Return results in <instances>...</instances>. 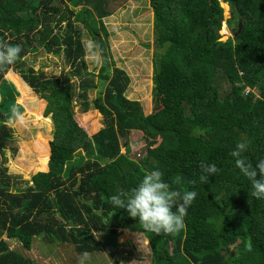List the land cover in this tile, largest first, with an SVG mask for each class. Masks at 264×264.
<instances>
[{
    "label": "trees",
    "instance_id": "obj_1",
    "mask_svg": "<svg viewBox=\"0 0 264 264\" xmlns=\"http://www.w3.org/2000/svg\"><path fill=\"white\" fill-rule=\"evenodd\" d=\"M109 3L0 0V41L22 48L14 64H0V85L9 71L19 73L47 100L45 113L53 115L57 127L48 173L40 175L38 185L12 192L5 151L14 141L5 123L23 106L17 90L0 87V264L32 262L23 249L7 244L4 230L26 250L38 237L69 243L83 256L102 251L112 243L109 230L117 233L122 227L149 237L150 264H264V199L251 196V182L230 155L245 142L248 163L264 158V0H151L156 51L150 115L142 101L128 98L130 77L115 66L104 22L112 14ZM222 3L230 6L234 33L226 41L219 33L225 20ZM84 30L103 55L97 75L85 64ZM40 48L63 54L70 72L48 78L28 66L25 58ZM97 76L104 91L93 103L103 127L90 134L71 109V79L78 78L76 100L87 110ZM133 130L146 141L138 160L121 141ZM81 151L88 159L82 164V155H76ZM202 163H214L219 171L201 179L208 175ZM153 169L164 173L173 190L197 192L178 233L147 232L110 202Z\"/></svg>",
    "mask_w": 264,
    "mask_h": 264
},
{
    "label": "rangeland",
    "instance_id": "obj_2",
    "mask_svg": "<svg viewBox=\"0 0 264 264\" xmlns=\"http://www.w3.org/2000/svg\"><path fill=\"white\" fill-rule=\"evenodd\" d=\"M224 4L222 3L225 20L219 32L222 41L234 36L228 23L231 18L230 6L227 4L225 7ZM109 7L112 14L106 17L104 22L111 33L110 49L115 66L123 69L130 77L128 98L142 101L145 114L150 115L154 108L153 77L156 51L154 10L151 0H110ZM83 45L86 67L88 71H94L97 75L103 65V55L86 30L83 34ZM25 59L28 66L33 67L38 73H44L48 78L70 72V64L63 54L48 53L44 48H40L36 54H29ZM71 83L76 92L71 101L75 118L90 134H95L103 127V115L94 108L93 100L100 92L103 93L104 84L98 76L95 77L97 87L88 92L90 108L83 110L81 101L76 100L80 92L78 78H72ZM5 86L20 93L17 96V103L23 106L21 112H16L22 119L11 117L5 123L12 129L14 141L12 146L17 149L16 152L11 151L12 146H9L5 151V157L8 158L6 163L8 174L15 185L12 192H17L38 185L40 175L48 173L51 142L56 138L57 127L53 115L45 113L47 100L26 84L19 73L9 71L6 81L0 85L1 88ZM121 141L123 146L125 142L129 143L130 157L138 160L145 154L146 141L141 131L133 130L125 137H121ZM45 142L48 146L47 157L46 151L41 150ZM125 151L123 147L122 152ZM81 152L76 155H82L83 160H80L81 158L78 160V163L82 164L88 159L84 158V152ZM45 157L47 165L41 170L39 165ZM99 161L104 164L106 160ZM47 183L48 181L45 184ZM108 238L112 243H108L102 251L82 256L69 243L49 242L38 237L34 238L31 249L26 250L19 239L9 238L7 231L3 234V239L12 249L19 251L23 249L25 255L32 261L30 264H150L152 245L143 230L137 232L122 227L118 228L117 233L109 230Z\"/></svg>",
    "mask_w": 264,
    "mask_h": 264
},
{
    "label": "clouds",
    "instance_id": "obj_3",
    "mask_svg": "<svg viewBox=\"0 0 264 264\" xmlns=\"http://www.w3.org/2000/svg\"><path fill=\"white\" fill-rule=\"evenodd\" d=\"M21 52L20 46L0 41V64H14ZM14 119L22 117L14 114ZM247 150V143L240 142L230 155L234 158L235 166L251 182V196L264 199V158L255 165L248 163L243 155ZM201 169L208 174L201 179H209L219 171L214 163H202ZM196 197L194 190H173L165 181L164 173L160 169H153L146 172L135 187L112 195L110 202L115 208L126 210L130 217L137 219L145 231L159 235L175 234L184 228L187 210Z\"/></svg>",
    "mask_w": 264,
    "mask_h": 264
},
{
    "label": "bare ground",
    "instance_id": "obj_4",
    "mask_svg": "<svg viewBox=\"0 0 264 264\" xmlns=\"http://www.w3.org/2000/svg\"><path fill=\"white\" fill-rule=\"evenodd\" d=\"M223 4H224V3H223ZM224 6L226 7V6H227V4L225 3V4H224Z\"/></svg>",
    "mask_w": 264,
    "mask_h": 264
}]
</instances>
